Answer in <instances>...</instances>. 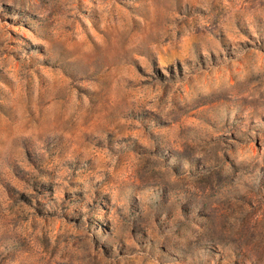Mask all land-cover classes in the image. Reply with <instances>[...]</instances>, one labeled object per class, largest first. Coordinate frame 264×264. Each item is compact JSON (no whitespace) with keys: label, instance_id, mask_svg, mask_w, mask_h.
<instances>
[{"label":"rangeland","instance_id":"obj_1","mask_svg":"<svg viewBox=\"0 0 264 264\" xmlns=\"http://www.w3.org/2000/svg\"><path fill=\"white\" fill-rule=\"evenodd\" d=\"M0 264H264V0H0Z\"/></svg>","mask_w":264,"mask_h":264}]
</instances>
